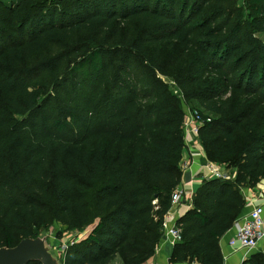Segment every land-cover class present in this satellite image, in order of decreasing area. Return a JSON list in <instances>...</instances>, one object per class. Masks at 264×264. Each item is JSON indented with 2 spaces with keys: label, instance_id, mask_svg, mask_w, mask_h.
<instances>
[{
  "label": "trees",
  "instance_id": "16d2710c",
  "mask_svg": "<svg viewBox=\"0 0 264 264\" xmlns=\"http://www.w3.org/2000/svg\"><path fill=\"white\" fill-rule=\"evenodd\" d=\"M158 73L209 112L205 157L234 170L202 180L169 261L224 264L242 189L264 181V0H0V248L95 222L62 264L154 256L185 150Z\"/></svg>",
  "mask_w": 264,
  "mask_h": 264
},
{
  "label": "crops",
  "instance_id": "0c3cea01",
  "mask_svg": "<svg viewBox=\"0 0 264 264\" xmlns=\"http://www.w3.org/2000/svg\"><path fill=\"white\" fill-rule=\"evenodd\" d=\"M185 150L180 162L182 170V178L177 189L182 192V201L175 206H172L165 216L167 228L176 225V221L184 215L191 207L192 195L201 185L203 178L207 175V171L203 168L205 153L198 139L190 135H184ZM264 181L254 188L242 189L243 196L246 200V205L241 212L242 217L246 215L254 205L263 206L264 218ZM235 234L234 225L220 238V249L224 258V264H241L242 261L253 252L260 250L264 252V241L260 242L258 249L249 250L241 248L236 243L233 246L229 245V240ZM83 238V236H80ZM79 238V239H80ZM77 239V240H79ZM60 240L56 241L59 244ZM63 242V241H62ZM175 244L169 236L164 234L158 243L155 254L144 264H196L189 262H173L169 261L172 250Z\"/></svg>",
  "mask_w": 264,
  "mask_h": 264
},
{
  "label": "built area",
  "instance_id": "2783aa9c",
  "mask_svg": "<svg viewBox=\"0 0 264 264\" xmlns=\"http://www.w3.org/2000/svg\"><path fill=\"white\" fill-rule=\"evenodd\" d=\"M207 121H210V117H204L201 113H185L183 122L184 134L196 138L200 127ZM203 168L207 171V175L203 179H231L234 177V170L214 164L208 160L204 163ZM181 201L182 192L176 188L171 196V207L178 205ZM233 225L235 227V234L229 240L230 246L238 243L241 248L247 251L258 249L260 242L264 241L263 206L254 205L246 215L237 218ZM162 231V236L164 234L169 236L173 244L181 240V230L176 225L167 228L165 218ZM58 247V250L64 253L68 246L65 243H61Z\"/></svg>",
  "mask_w": 264,
  "mask_h": 264
},
{
  "label": "rangeland",
  "instance_id": "374dc122",
  "mask_svg": "<svg viewBox=\"0 0 264 264\" xmlns=\"http://www.w3.org/2000/svg\"><path fill=\"white\" fill-rule=\"evenodd\" d=\"M14 1H16V0H14ZM157 76L162 81H164L165 83H167V85L169 86L170 90L173 91L174 94H176L179 98L182 99V109H183L184 113H195V112H198V113H209V112H206V111H204L203 109H201L199 107H195V106L188 105V103L183 99L181 92L177 90L176 85L174 83V80L172 79V77L169 74L163 75L161 73H158ZM259 113H264V103L262 104V110ZM206 115L207 114H205V116ZM206 117H211V115H207ZM195 139H198L199 140L198 136ZM204 161L205 162L207 161L206 157L204 158ZM208 161H210V160H208ZM210 162L219 165L218 163H215L213 161H210ZM94 225H95V222L94 223H91L90 225L85 226L79 232H68V231H66L65 227H63L62 225H60L57 222H53L51 225H49L47 227V229L45 231H43V232L40 233V236L39 237H46L48 245L51 247V249L53 250L54 254L58 257V260L62 264V259L64 257L65 252L64 253H61L58 250V248H59L58 246L61 243H65L67 246H69L74 241H77V239H79L80 236H83L84 237L85 235H87L88 232L93 228ZM80 239H82V238H80ZM58 240H60V242H58L59 244L56 243V241H58ZM109 264H122V262H121L119 256H115L110 261Z\"/></svg>",
  "mask_w": 264,
  "mask_h": 264
},
{
  "label": "water",
  "instance_id": "95a60500",
  "mask_svg": "<svg viewBox=\"0 0 264 264\" xmlns=\"http://www.w3.org/2000/svg\"><path fill=\"white\" fill-rule=\"evenodd\" d=\"M61 264L46 237L24 238L14 247L0 248V264Z\"/></svg>",
  "mask_w": 264,
  "mask_h": 264
}]
</instances>
